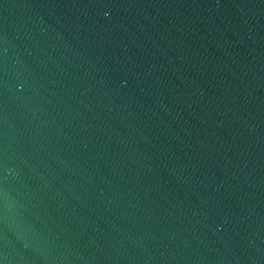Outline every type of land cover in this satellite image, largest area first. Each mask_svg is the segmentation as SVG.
<instances>
[{
	"label": "water",
	"instance_id": "1",
	"mask_svg": "<svg viewBox=\"0 0 264 264\" xmlns=\"http://www.w3.org/2000/svg\"><path fill=\"white\" fill-rule=\"evenodd\" d=\"M0 264H264V0H0Z\"/></svg>",
	"mask_w": 264,
	"mask_h": 264
}]
</instances>
